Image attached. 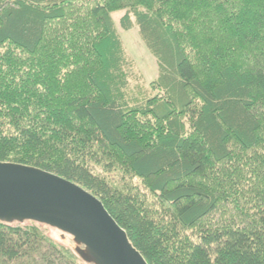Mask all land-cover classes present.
Listing matches in <instances>:
<instances>
[{
	"label": "trees",
	"instance_id": "1",
	"mask_svg": "<svg viewBox=\"0 0 264 264\" xmlns=\"http://www.w3.org/2000/svg\"><path fill=\"white\" fill-rule=\"evenodd\" d=\"M0 162L90 191L148 264H264V0H0ZM220 207L241 224L203 226ZM47 228L0 223V264H82Z\"/></svg>",
	"mask_w": 264,
	"mask_h": 264
},
{
	"label": "water",
	"instance_id": "2",
	"mask_svg": "<svg viewBox=\"0 0 264 264\" xmlns=\"http://www.w3.org/2000/svg\"><path fill=\"white\" fill-rule=\"evenodd\" d=\"M58 231L84 264H148L90 191L36 167L0 162V223Z\"/></svg>",
	"mask_w": 264,
	"mask_h": 264
},
{
	"label": "rangeland",
	"instance_id": "3",
	"mask_svg": "<svg viewBox=\"0 0 264 264\" xmlns=\"http://www.w3.org/2000/svg\"><path fill=\"white\" fill-rule=\"evenodd\" d=\"M124 14H125V11H120V12L113 13L112 17L116 23V26L118 27L119 33H120L122 41H123V48L125 51V55L129 61V68H130L131 74H132L130 81L132 83V87L134 88L132 93L135 97H140V98H143L144 96H148V97L149 96H151V97L155 96L156 92L152 88V83L156 80V78L158 76L157 61L154 58V56L150 53V51L148 50L146 45L143 43V41L141 40V38L139 36V30L137 27H134L133 29L128 30V31L123 30L120 27V20L124 16ZM236 58L238 60V57H236ZM251 156L252 155H250V154H244L243 158L241 157V159H240L241 163L243 164L242 167L244 169L243 175L246 177L249 175L247 173V169L245 168L247 165L246 161H247V159H249V157L251 158ZM253 159L254 158H252V161H253ZM229 169H228L229 173H232L233 177L235 178L234 169H232V168L230 170ZM103 175H105V174H103ZM263 175H264V173L261 174V176H263ZM109 177H110V179H112L114 181H118V179H119V177L116 175H114V176L110 175ZM215 177H212V179ZM220 180L221 179H218V181H220ZM205 183L207 184V182H205ZM129 184L132 185L136 190H140L142 192H147V189H146L147 185L144 183V181L142 179L134 178L132 181H130ZM229 215L231 217H228ZM223 216L226 217L225 220H224ZM237 217H238V215H236L232 209L226 210L225 208L220 207L218 210V213L212 214L209 218H207L204 221L203 226L213 227L212 225H215V223L217 224L218 218H219V221H228L231 218L234 219ZM239 220L240 219H238V218L236 220L234 219V222H233L234 224L230 223L229 226L241 224L239 222ZM47 229L49 231V234L54 235V232H53L54 229H51L49 227ZM60 235L61 234H59V236ZM57 237H58V234H57ZM60 238H61V236H60ZM65 243L68 246L71 245L69 243V241H67ZM82 264H84V263L82 262Z\"/></svg>",
	"mask_w": 264,
	"mask_h": 264
}]
</instances>
